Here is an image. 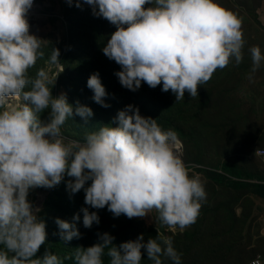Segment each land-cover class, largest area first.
<instances>
[{"label": "clouds", "instance_id": "9594fccd", "mask_svg": "<svg viewBox=\"0 0 264 264\" xmlns=\"http://www.w3.org/2000/svg\"><path fill=\"white\" fill-rule=\"evenodd\" d=\"M40 3L0 0V264H62L49 250L37 256L47 240L46 223L28 196L32 189L53 188L65 175L72 178L67 184L72 194L84 190L85 228L100 222L90 208L107 207L114 217L129 219L156 213L155 238L145 242L141 234L117 246L114 236L103 233L96 244L76 248L75 264H104L105 254L109 264H141L145 253L153 264H163L162 258L181 264L172 237L160 227L183 232L196 222L207 195L200 176L189 174L176 133L162 130L157 119L142 116L133 105L118 112L113 120L118 126L105 125L83 141L62 134L69 117L87 123L94 113L79 101L74 108L66 94L53 96L45 69L34 79L28 76L44 56L43 40L32 35L27 19L34 4L42 12ZM83 4L116 26L102 51L120 65L115 75L129 90L142 83L151 88L162 84V91L171 90L177 103L186 92L195 98L198 86L217 69L243 61L241 20L216 0H75L76 7ZM248 52L255 73L264 55L259 46ZM59 57V49L53 48L48 63L57 64ZM87 87L97 104L110 107L98 73L90 76ZM45 111L48 118L42 121ZM55 223L62 241L81 237L74 223L60 218Z\"/></svg>", "mask_w": 264, "mask_h": 264}, {"label": "rangeland", "instance_id": "374dc122", "mask_svg": "<svg viewBox=\"0 0 264 264\" xmlns=\"http://www.w3.org/2000/svg\"><path fill=\"white\" fill-rule=\"evenodd\" d=\"M37 2H41L42 12L39 4H34L32 8L36 7L38 14L28 17V12L27 19L33 28L32 35L43 40L41 51L44 56L29 69L28 76L34 79L38 70L45 69L52 81L49 88H52L53 96L66 94L74 108L79 101L94 113L87 123L79 116L69 117L61 128L62 134L83 141L86 134L105 125L118 126L113 120L120 109L111 113L110 107L97 104L93 100V91L87 87L90 76L98 71L95 69L104 67L105 63L110 66V71L99 78L108 93L107 104L111 101L110 88L121 84L115 75L121 71L120 65L102 51L117 30L116 26L94 16L87 4L76 7L75 0L71 5L67 0H33V3ZM216 2L241 20L245 40L242 63L236 65L232 61L224 69H217L206 84L198 86L195 98L186 92L184 99L177 103L171 90L162 91V84L151 88L142 83L140 87H144L142 97L148 102L138 107L140 114L157 119L162 130L176 133L178 151L189 174L195 172L200 176L207 194L196 222L185 231L172 233L160 227L165 236L172 237L173 246L181 255V264L264 261V192L258 187L264 186V162L256 155L257 150L264 149V62L252 73L248 52L252 46H259L264 55V0ZM90 18L96 27L91 22L85 23ZM36 27L38 29L34 31ZM53 48L59 49L60 60L50 65L48 61ZM87 64L91 66L84 69ZM95 111L102 117L98 118ZM47 118L48 111H45L41 120ZM216 170L222 171L219 176ZM70 179L65 175L51 189L36 188L29 192V201L41 209L39 217L46 223L47 240L38 257L49 250L62 260V264H75L76 248L96 244L103 233L114 236L113 243L117 246L136 240L141 234L145 242L157 236L155 212L145 218L129 219L124 215L114 217L107 207L90 208L97 212L100 222L85 228L81 211L88 207L84 202L85 193L82 189L72 194L67 188ZM41 194H44V202L39 206ZM77 214L79 221L74 220ZM56 218L74 223L81 237L62 241L56 234ZM103 260L104 264H109L106 254ZM162 260L163 264H173L167 258ZM141 264L153 262L145 253Z\"/></svg>", "mask_w": 264, "mask_h": 264}, {"label": "trees", "instance_id": "16d2710c", "mask_svg": "<svg viewBox=\"0 0 264 264\" xmlns=\"http://www.w3.org/2000/svg\"><path fill=\"white\" fill-rule=\"evenodd\" d=\"M92 23V18L88 19L87 22L85 23ZM93 24V23H92ZM94 25V24H93ZM95 26V25H94ZM96 27V26H95ZM106 62V60H105ZM91 65L87 64L84 69L89 68ZM106 69H109L108 71ZM98 70V71H97ZM95 71L100 75V78L104 76L107 72L110 71V66L105 63L104 67H99L96 68ZM110 93L109 96H111V101H110V108H111V113L115 112L117 109L123 110L127 105H133L135 107H140L141 104L143 103H148L143 99V88H139L136 91L129 90L125 87H123L121 84L119 87L117 86H112L110 88ZM97 111H95L96 113ZM98 118H101L102 116L100 114L96 115ZM219 173H217L218 175ZM219 176V175H218ZM258 187H261L264 192V186L263 185H258Z\"/></svg>", "mask_w": 264, "mask_h": 264}, {"label": "built area", "instance_id": "2783aa9c", "mask_svg": "<svg viewBox=\"0 0 264 264\" xmlns=\"http://www.w3.org/2000/svg\"><path fill=\"white\" fill-rule=\"evenodd\" d=\"M256 155L264 162V149L257 150ZM247 264H264V261H250Z\"/></svg>", "mask_w": 264, "mask_h": 264}, {"label": "bare ground", "instance_id": "6f19581e", "mask_svg": "<svg viewBox=\"0 0 264 264\" xmlns=\"http://www.w3.org/2000/svg\"><path fill=\"white\" fill-rule=\"evenodd\" d=\"M35 8H36V7H34V8L31 7V9L29 10L28 17H30V16H36L35 14H38V13L35 11ZM32 13H33L34 15H31ZM30 34H31V31H30ZM43 202H44V194H41V195L39 196V206H41Z\"/></svg>", "mask_w": 264, "mask_h": 264}, {"label": "crops", "instance_id": "0c3cea01", "mask_svg": "<svg viewBox=\"0 0 264 264\" xmlns=\"http://www.w3.org/2000/svg\"><path fill=\"white\" fill-rule=\"evenodd\" d=\"M236 186H238V185H236ZM253 196H254V195H253ZM253 196H252V197H253Z\"/></svg>", "mask_w": 264, "mask_h": 264}]
</instances>
